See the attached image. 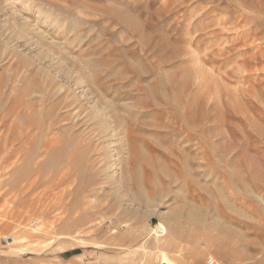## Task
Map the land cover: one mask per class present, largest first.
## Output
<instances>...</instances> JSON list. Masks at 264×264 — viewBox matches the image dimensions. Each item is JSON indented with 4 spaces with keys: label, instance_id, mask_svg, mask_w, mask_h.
<instances>
[{
    "label": "rangeland",
    "instance_id": "obj_1",
    "mask_svg": "<svg viewBox=\"0 0 264 264\" xmlns=\"http://www.w3.org/2000/svg\"><path fill=\"white\" fill-rule=\"evenodd\" d=\"M24 1L0 0V264H264V0Z\"/></svg>",
    "mask_w": 264,
    "mask_h": 264
},
{
    "label": "bare ground",
    "instance_id": "obj_2",
    "mask_svg": "<svg viewBox=\"0 0 264 264\" xmlns=\"http://www.w3.org/2000/svg\"><path fill=\"white\" fill-rule=\"evenodd\" d=\"M7 1H9V0H7ZM11 1V3H12V1L13 0H10ZM27 1V0H26ZM15 2V1H14ZM21 2H24L25 3V1L23 0V1H21L20 0V2H18L19 4L21 3ZM11 3H10V5H11ZM23 3V7H24V5L27 7V2H26V4H24ZM29 3V2H28ZM6 5L4 6V7H2L3 8V10H4V12H6L9 16H10V18L12 19V21H21L22 23H23V25H25V26H32L29 22H26V21H24V19H22L17 13H15L16 12V10L14 9V8H16V7H14V8H12V10L14 9L15 11H11V10H9V9H11L10 8V5H9V3H5ZM19 4H16V6H19ZM33 3H31V5H32ZM30 5V4H29ZM28 5V6H29ZM31 5H30V7H31ZM33 8H34V5L32 6ZM9 8V9H8ZM18 8V7H17ZM37 8V13H38V15L37 16H39V15H42V16H40V18L41 17H44V16H49V15H47V12L45 11V8L43 7V5H40V4H38V5H35V8L34 9H36ZM28 9V8H27ZM26 9V10H27ZM30 9V8H29ZM28 9V10H29ZM25 10V9H24ZM30 10H32V9H30ZM29 10V11H30ZM34 11H36V10H34ZM33 12V11H32ZM51 12V11H50ZM22 13V12H21ZM36 13V14H37ZM36 16V17H37ZM39 18V17H38ZM46 18V17H45ZM43 20V19H42ZM8 23V21L5 19V18H3L1 15H0V25H5V24H7ZM13 23V22H12ZM44 23V22H43ZM48 23V22H47ZM10 25V24H9ZM8 26V25H7ZM6 26V27H7ZM10 27V26H9ZM36 28H38V27H29V31L30 32H32L33 33V35L34 36H37V37H39V39H41V41H43V42H48L49 43V40H48V38L45 36V35H43L42 33H41V31H39V28L38 29H36ZM28 29V28H27ZM11 34H9V36H10ZM14 36L16 35L17 37H20L22 40H21V42L23 43L22 45L24 46V44H26V46L28 45V47L29 48H31V49H34V50H39V51H41L42 52V56L44 57V58H46V62L47 63H49V62H54V57H53V54L51 53V51L48 49V48H43V47H41V43L40 42H37V43H35L34 41H33V38L30 36V35H28V34H26V33H24V32H21V31H14V34H13ZM12 37V36H11ZM8 40H13V39H8ZM27 47V48H28ZM31 52H33V51H31ZM35 53V52H34ZM55 63V62H54ZM57 63H58V66L60 67V68H62V64L60 63V61H58L57 60ZM57 66V67H58ZM53 69V68H52ZM64 69V68H63ZM75 83L76 84H81V82L78 80V78H75ZM108 128V127H107ZM108 130V129H107ZM109 134V131L107 132V135ZM109 149V148H108ZM109 151H110V149H109ZM161 220H162V217L160 218ZM158 227V229H161V228H163V225L162 224H160L159 226H157ZM157 227H156V229H157ZM157 241V240H156ZM157 242H159V240L157 241ZM162 260L165 262V260H166V256H163L162 257ZM162 263V262H161ZM167 264H170V263H168V262H166Z\"/></svg>",
    "mask_w": 264,
    "mask_h": 264
},
{
    "label": "built area",
    "instance_id": "obj_3",
    "mask_svg": "<svg viewBox=\"0 0 264 264\" xmlns=\"http://www.w3.org/2000/svg\"><path fill=\"white\" fill-rule=\"evenodd\" d=\"M206 264H217L214 259H208Z\"/></svg>",
    "mask_w": 264,
    "mask_h": 264
},
{
    "label": "water",
    "instance_id": "obj_4",
    "mask_svg": "<svg viewBox=\"0 0 264 264\" xmlns=\"http://www.w3.org/2000/svg\"><path fill=\"white\" fill-rule=\"evenodd\" d=\"M161 264H167L166 262H162Z\"/></svg>",
    "mask_w": 264,
    "mask_h": 264
}]
</instances>
